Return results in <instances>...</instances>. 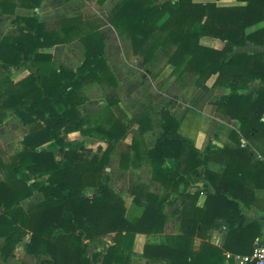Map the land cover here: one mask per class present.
Returning a JSON list of instances; mask_svg holds the SVG:
<instances>
[{
  "label": "trees",
  "instance_id": "trees-1",
  "mask_svg": "<svg viewBox=\"0 0 264 264\" xmlns=\"http://www.w3.org/2000/svg\"><path fill=\"white\" fill-rule=\"evenodd\" d=\"M41 1L0 0V12L13 14L17 7L35 9ZM239 1L245 4L120 0L109 14L111 25L130 42L133 54L143 55L142 67L153 78L162 70L159 67L154 74L153 67L164 59V65L173 66L172 74L182 86L193 82L208 89L207 81L217 75L212 86L231 89L219 97L218 109L238 119L241 126L239 131H232L234 144L221 152L212 145L204 151L197 148L180 133V123L169 110L159 114L152 105L132 117L122 110L117 117L113 113L107 117V110L118 103L109 99L100 113L82 115L79 106L89 100L87 86L119 84L105 55V37L99 25L86 23L80 13L61 19L60 28L53 30L47 29L36 13L13 19L14 27L0 39V62L5 68L27 66L30 72L19 81L9 74L0 76V126L12 111L30 130L23 136L22 150L8 162H1L5 176L0 179V242L4 238L0 252L5 262L30 234L25 250L48 256L47 264H95L101 256L102 264H129L136 233L164 232L170 216L165 205L179 198L183 209L178 234L168 236L165 243L144 246L143 254L152 264H224V250L211 243L209 235L221 224L219 219L229 227L225 250L242 255L253 252L255 237L242 238L258 225L244 223L238 200L248 204L255 189L264 185V160L257 159L251 143L264 136V86L246 93L238 89L255 79L264 82V52H238L227 58L248 41L264 45V27L246 31L264 20V0ZM207 35L225 41L224 48L203 45L200 40ZM75 39L84 45L85 57L76 70L56 63L51 53L40 51ZM135 124L142 136L134 138L129 147L133 156L118 152L120 167L128 169L136 160L146 159L152 178L162 185V193L134 185V201H146L147 206L139 217L129 219L125 199L110 186L104 168L116 152L117 142ZM157 126L162 132L156 144L145 147L143 134ZM73 131L83 136L98 135L107 141L106 146L94 150L84 141L69 139ZM240 135L247 140L245 146ZM210 155H227L222 172L209 169ZM200 178L206 188L191 191L190 186ZM86 188L95 189L92 196ZM202 190L206 200L199 206ZM35 191L43 193V200L25 209L22 201ZM110 233L116 234L115 242L105 254L91 248L95 242L103 243ZM196 237L203 238L198 250L194 249ZM236 241L240 246L234 250L231 245Z\"/></svg>",
  "mask_w": 264,
  "mask_h": 264
},
{
  "label": "crops",
  "instance_id": "crops-1",
  "mask_svg": "<svg viewBox=\"0 0 264 264\" xmlns=\"http://www.w3.org/2000/svg\"><path fill=\"white\" fill-rule=\"evenodd\" d=\"M93 1L94 0H42L40 6L35 9L17 7L15 9V13L13 14H3L0 12V31L8 30L9 32L14 27L13 19H15L17 15H31L33 13H36L39 19L45 23L46 28L49 30H53L60 28L61 19L74 17L78 13H80L86 23H97L99 25V29L105 37V55L109 58L108 61L119 80V84L117 87H112L106 83H96L87 86L85 92L89 96V100L85 104L79 106L82 115L93 117L97 113H100L106 108L109 99H117L118 103L111 106L110 111L107 110V117H109V114L111 113H113L115 117L119 116L120 110H122L128 117H132L137 112L146 108L148 105H152L159 114H162L164 113V111L169 110L180 123V133L191 140L193 144L202 151H204L208 145H212L213 149L217 150L218 152H221L226 145H233L234 141L232 139V131H239L241 123L238 119H234L230 115L222 113L218 109L219 97L229 93L231 89L224 86L213 87L212 85L215 82L217 75L211 76L207 81V85L209 87L208 89H202L194 85L191 86V83L187 86L185 85V87L177 86L175 84L176 76L172 74L171 71L173 67L170 66V68L172 67L169 72L170 80L169 84L168 81H165L163 83V85H167L164 88V92L159 91V95H156L152 98L140 95L139 90H135L134 93L133 85L129 83H127V85L125 84L124 74H126L128 70H130L129 68H127V66L130 65L129 60L130 57H132L133 63H131L130 66L135 67L132 69H136V72H138L139 74L142 72L143 76L149 77L150 75H147V73L150 74V72L146 73V70L142 67L144 57L141 54H133L130 42L125 41L121 38V36L109 22L110 18H108V23L104 22V20L98 22L97 20H90L87 18L88 14L85 15L84 10H86L87 7H90V4L94 9L98 5V0H96V2ZM119 1L120 0H105L103 7L107 6V8L109 9L107 13L108 17L110 11H112L114 6ZM194 1L214 2L219 6L245 4V2L239 0ZM261 27H264V20L248 27L246 31L249 33ZM7 33L1 35L0 39ZM76 40L80 41L79 39H75L70 43L46 46L40 48V51L51 53L53 55V60L56 63L66 64L71 69L76 70L77 67L80 66L85 59L83 54L84 45L81 41L78 43L79 47L76 54L71 51V48L75 45L74 41ZM200 42L205 46L213 47L216 49H222L225 46V41H223L222 39L208 35L203 36ZM113 45L114 54L116 56L115 59L108 55V47ZM238 52H247L249 54L254 52H264V45H258L255 42L248 41L245 45L235 48V51L228 55L227 60L231 59L234 54ZM77 60H80V62L76 63ZM29 72L30 70L27 68V66H11L9 68H5L0 62V75L9 74L14 81L21 80L22 78L27 76ZM161 72L157 75V77L159 76V78H161ZM262 86H264V82L260 81L259 79H255L249 82L247 86L239 88L238 91L240 93L251 92ZM121 88L125 89L123 93H121ZM171 88L175 90V94L179 96V100H177L176 97L173 98L167 94L168 90H171ZM100 91H104L107 93V103L104 106L96 102L97 97L101 96V94H98V92ZM158 118L159 117H156V119ZM20 122L24 128V135L30 130V128L28 125L24 124L22 120H20ZM106 122H108V120H106ZM161 132L162 128L159 126L145 132L143 134L145 147H154ZM23 135L21 136L20 140H22ZM141 136L142 134L139 131L138 124L133 125L129 130L127 136L117 142L116 152L111 155L109 163L104 168V170L110 176V186L115 190L117 194L125 199L127 216L129 219L139 217L142 214L144 208L147 206L146 201H142L141 204H137L134 201V195L132 193L134 185L142 184L148 186L149 191L153 193H162V185L160 182L152 178V173H141L139 167L143 162L147 161L146 159L136 160V165L133 166V164H130L128 169H122L120 167L121 157L118 152H130V155L133 156L134 153L129 149V147L131 146L134 138H140ZM68 137L72 140L84 141V143L85 139L90 138L95 140L103 147H105L107 143L106 140L98 135L93 134L90 136H83L80 131L70 132ZM239 137L241 138L243 146H245L247 140L241 137V135ZM251 141L252 146L255 148L258 154L257 159L264 160V136H260ZM92 148L96 150L98 147ZM210 156L211 157L208 162L209 169L217 172H222L226 167L225 160H227V155ZM247 168H249L248 165ZM250 169L253 170L254 167L250 165ZM44 174L47 175L44 176ZM48 174V172L43 173L42 177L46 178ZM196 188L205 189L206 182L202 178L198 179L196 181V184H192L190 186V190L194 191ZM88 189L92 190L93 193L95 191V189L93 188ZM180 189H183V185L180 186ZM208 189H210V187H208ZM92 194L90 195L92 196ZM34 197H36L37 200L35 202H32L31 199ZM127 197L130 199V202L126 201ZM43 198L44 197L42 194L35 193L29 198L33 205L28 199H26L25 202L27 201L29 202V204L26 206L24 205L23 201L22 205L26 206L24 207L25 209H30V207L42 201ZM205 200L206 192L205 190H202L201 194L199 195L197 205L202 206L205 203ZM173 201V204L168 203L165 205V210L170 212V216L164 226V232L136 233L129 264H152L150 260L143 254L144 246L147 243H165L167 242L168 236L178 234L182 220L183 200L182 198H179ZM238 202L244 218V223H256L258 225V227H256V229H254L251 233L244 235L242 241L244 239L248 240L249 238L255 237L254 239L256 243L257 241L264 239V185L260 188L255 189L254 196H250V198H248V204H245L241 200H238ZM219 221H221V224L217 228H213L209 232L211 243L224 250L226 255L224 264H244L236 258V256L242 254L232 253V251H227L224 249L229 235V227L225 222H223V219H219ZM115 236V233L108 234L107 237H105L103 243H93V249L105 254L110 246L114 244ZM29 238L30 234H28L23 241L17 244L14 250V255L8 262H5L3 260L0 252V264H47L46 261L49 260L48 256L27 253L24 248V243L28 241ZM3 241L4 238L1 239L0 246L2 245ZM202 242V237H196L194 240V249L198 250L201 247ZM231 246L234 250H236L240 245L238 244V241H236V244H232ZM102 260L103 256L99 257L95 264H102Z\"/></svg>",
  "mask_w": 264,
  "mask_h": 264
},
{
  "label": "rangeland",
  "instance_id": "rangeland-1",
  "mask_svg": "<svg viewBox=\"0 0 264 264\" xmlns=\"http://www.w3.org/2000/svg\"><path fill=\"white\" fill-rule=\"evenodd\" d=\"M93 2H96V0H94ZM103 4L104 3L98 2V5L96 6L95 9L90 4V7H87V9L84 10L85 15L88 14L87 18L90 20H97L98 22L104 20V22L108 23L109 17L107 16V13H108L109 9L107 8V6L103 7ZM8 24H9V22H8ZM7 32H8V30L7 31L1 30L0 36L7 33ZM74 42H75V45L71 48V51L74 54H76V52L78 51V47H79L78 43L80 41L76 40ZM113 48H114V45L108 47V55L110 57H113V59H115L116 56L114 54ZM108 60H109V58H108ZM129 61H130V65H131V63H133L132 57H130ZM79 62H80V60L76 61V63H79ZM164 63H165L164 59L158 61L157 65L155 67H153V71H152L154 74H156L157 73L156 70L159 67H161L162 68L161 78H159V76L158 77L156 76L153 78L151 76V72H150V74H148L147 72H149V71H147V70H146V73H147V75H150V76L145 77L142 75L143 74L142 72L139 74L138 72H136L137 71L136 69H132L135 67H131L130 65L127 66V68H129L130 70H128V72L126 74H124L125 75V84L127 85V83H129V84L133 85L134 93H135V90L136 91L139 90L140 95H142V96L144 95V96H147L149 98H152V97H155L156 95H159V93H160L159 91L164 92V88H165V86H167V85H163V83L165 81H168V84H169V80H170L169 72H170L171 68L173 67L172 66L170 68L171 65H164ZM171 71H173V68ZM190 83H191V86L194 85V86L198 87L193 82H189L187 85H189ZM175 84L177 86H182L180 84V82L177 80V78H176ZM182 87H185V86H182ZM121 90H122L121 93H123L125 89L121 88ZM98 94H101V96L97 97L96 102H98L100 105L104 106L107 103V96H106L107 93L104 91H100V92H98ZM167 94L170 97H173V98L176 97V99L179 100V96L177 94H175L174 89H172V88H171V90L169 89ZM142 96H140V97H142ZM20 120H21V118L18 115H16L12 111H8L5 119L3 120V123L0 126V179H4V176H5V172L2 170V167H1V162H8L15 154H17L23 148V145L21 142L22 140H20V139H21V136L23 135L24 128H23ZM85 143H86V146L90 147V148H92V147L95 148V147L101 146L95 140L90 139V138L85 139ZM20 144L22 145V147ZM139 168L141 170V173H143V174L151 173V165L148 161L143 162ZM46 175L47 174H44V176H46ZM29 182L34 183V179H29ZM85 192L88 194L93 193V191L89 190L88 188L85 189ZM35 193H40L43 195V193L40 191H35L34 194ZM43 197H44V195H43ZM28 200H29V198H28ZM36 200H37L36 197L31 199L32 202H35ZM23 201H24V205L27 206L29 204V202H27V201L25 202V200H23ZM31 201H30V203L33 205V203ZM126 201L130 202V199L127 197ZM26 206H24V207H26ZM34 206H32V207H34ZM32 207H30V208H32ZM93 247L94 246L92 244L91 248H93Z\"/></svg>",
  "mask_w": 264,
  "mask_h": 264
},
{
  "label": "built area",
  "instance_id": "built-area-1",
  "mask_svg": "<svg viewBox=\"0 0 264 264\" xmlns=\"http://www.w3.org/2000/svg\"><path fill=\"white\" fill-rule=\"evenodd\" d=\"M244 264H264V239L255 243L251 254L236 256Z\"/></svg>",
  "mask_w": 264,
  "mask_h": 264
}]
</instances>
